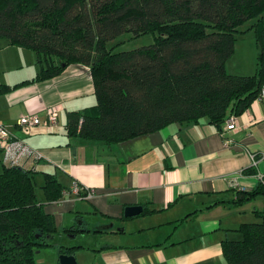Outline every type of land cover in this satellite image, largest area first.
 <instances>
[{
  "label": "crops",
  "instance_id": "1",
  "mask_svg": "<svg viewBox=\"0 0 264 264\" xmlns=\"http://www.w3.org/2000/svg\"><path fill=\"white\" fill-rule=\"evenodd\" d=\"M254 40L253 62L229 73L256 72ZM27 50L0 43V86L8 88L0 92V123L43 152L42 159L29 158L23 167L36 173L40 200L47 174L63 187L59 200L44 201L56 229L49 245L36 251V264H60L63 252L74 254L78 264H229L223 240H238L242 224L264 220L258 179L264 172V97L236 115L238 128L228 134L227 145L221 134L227 121L220 129L207 118L171 123L118 143L86 139L70 135L67 125L69 115L97 103L91 68L71 64L59 76L33 81L40 66L28 53L32 68L23 71ZM9 63L15 68L11 73ZM53 105L61 107L55 129L21 131L22 115L45 120ZM0 162L2 170L12 166L1 149ZM76 182L92 195L73 193ZM246 191L259 192L240 201ZM131 206L142 212L127 217Z\"/></svg>",
  "mask_w": 264,
  "mask_h": 264
},
{
  "label": "trees",
  "instance_id": "2",
  "mask_svg": "<svg viewBox=\"0 0 264 264\" xmlns=\"http://www.w3.org/2000/svg\"><path fill=\"white\" fill-rule=\"evenodd\" d=\"M248 29L258 46L256 72L229 73ZM123 34L154 41L116 50ZM0 39L36 53L33 81L89 66L97 103L69 115L68 133L107 143L204 118L222 129L264 87V0H0ZM37 185L31 170L0 172V264H36V251L50 243L56 226L44 201L59 200L63 187L47 174L40 200ZM239 231L240 239L222 242L228 263L264 264V220Z\"/></svg>",
  "mask_w": 264,
  "mask_h": 264
},
{
  "label": "built area",
  "instance_id": "3",
  "mask_svg": "<svg viewBox=\"0 0 264 264\" xmlns=\"http://www.w3.org/2000/svg\"><path fill=\"white\" fill-rule=\"evenodd\" d=\"M262 97H264V87L259 95V98ZM60 109V105L50 106L47 109V118L45 120H42L36 114L22 115L20 119H18V125L25 134H30L34 127L39 126H44L49 130L55 129L59 123ZM236 128H238V119L236 115H232L228 118L225 128L221 130L225 145L231 142L228 134ZM0 149L4 152L5 157L10 161L12 166H19L21 168L24 167L25 161L29 158L33 157L40 160L44 157L42 151L32 148L24 140L16 138L9 127L2 123H0ZM258 179L260 184L264 187V172L259 173ZM84 188L85 187L76 182L73 185L72 191L78 196H91L92 190L86 188L84 190Z\"/></svg>",
  "mask_w": 264,
  "mask_h": 264
},
{
  "label": "rangeland",
  "instance_id": "4",
  "mask_svg": "<svg viewBox=\"0 0 264 264\" xmlns=\"http://www.w3.org/2000/svg\"><path fill=\"white\" fill-rule=\"evenodd\" d=\"M253 20H250L247 24H250ZM246 25V24H245ZM245 28V27H244ZM243 29V28H242ZM242 32V31H241ZM255 35L251 31L248 30L245 33H240L237 41V51L233 54L232 58L228 60L229 68H227L228 72H232V70L241 71L242 67H247L253 62L255 55H250V49L256 50L257 47L255 45ZM118 40H120L119 46L116 50H129L142 45L150 44L154 41V36L152 34H146L140 37H131L129 34L121 35ZM7 41L6 39H0V43H4ZM8 42V41H7ZM257 44V43H256ZM30 51V52H29ZM26 54L23 55V71L30 73V69L32 68V64L30 63V57L28 53H31L34 57L36 56L34 52L31 50H27ZM8 71L11 73L15 71L14 63H9L7 67ZM33 70V69H32ZM9 72H4L2 75H7ZM4 78V76L0 77V80ZM2 171V163L0 162V172ZM37 193L38 196L42 194L40 185H37Z\"/></svg>",
  "mask_w": 264,
  "mask_h": 264
},
{
  "label": "water",
  "instance_id": "5",
  "mask_svg": "<svg viewBox=\"0 0 264 264\" xmlns=\"http://www.w3.org/2000/svg\"><path fill=\"white\" fill-rule=\"evenodd\" d=\"M142 212L141 206H131L126 209L125 215L127 217L140 214ZM51 239V237H50ZM60 264H78L77 257L74 254L63 252L59 255Z\"/></svg>",
  "mask_w": 264,
  "mask_h": 264
}]
</instances>
